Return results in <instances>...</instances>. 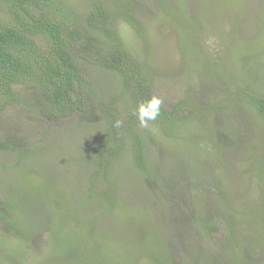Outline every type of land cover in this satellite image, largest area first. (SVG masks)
I'll list each match as a JSON object with an SVG mask.
<instances>
[{
	"label": "rangeland",
	"instance_id": "1",
	"mask_svg": "<svg viewBox=\"0 0 264 264\" xmlns=\"http://www.w3.org/2000/svg\"><path fill=\"white\" fill-rule=\"evenodd\" d=\"M60 1L79 20L89 15L93 1L100 0ZM103 2L114 16L111 27L123 49L142 71L146 68L152 96L184 120L171 125L157 117L147 128L135 125L147 139L143 171L131 163L128 131H119L126 146L120 161L107 169L105 180L102 172L95 174L99 165L88 160L97 141L107 134L103 112L113 105L124 124L134 111L116 74L90 67L82 70L89 89L93 86L102 96L101 107L94 106L90 118L68 112L47 121L30 105L21 104L0 110V141L12 142L16 148L12 153L0 152V193L7 194V186H13L19 175L13 164L19 160L20 173H27L30 186L34 185L31 195L42 197V191L36 190L37 177L56 194L38 206L27 241L1 221L3 242L15 241L24 249H1L0 264H76V256L83 257L86 249L87 264H169L170 259L172 264H264V224L245 223V214L231 216L236 224L229 238L215 230L206 239L198 235L190 218L196 208L207 219L227 214L225 195L240 210L258 211L264 201V169L257 174L261 166L257 163L264 165V120L235 98L234 89L244 82L249 86L246 92L264 97V0H167L164 8L162 0ZM256 2H260L257 7ZM126 6L133 19L127 18ZM117 7L123 11L117 12ZM24 97L28 101L34 96ZM47 126L49 135L43 139ZM216 129L220 131L214 135ZM204 140L213 148L200 147L206 145ZM148 174L158 177L157 184L148 185ZM198 181L195 190L191 185ZM110 184L116 185L114 191ZM109 189L117 214L107 209L108 201L103 199ZM21 193L26 195L24 190ZM55 202L75 212L68 222L58 219L50 235L36 222L47 219V210H55ZM81 223L83 228L78 229L76 224ZM70 234L81 238L76 240L80 246L87 245L52 256L51 262L45 258L48 246L65 243ZM93 236L102 240L90 242ZM112 239L131 240L134 253L122 255L111 245L117 261L112 256L107 260L105 246Z\"/></svg>",
	"mask_w": 264,
	"mask_h": 264
},
{
	"label": "trees",
	"instance_id": "2",
	"mask_svg": "<svg viewBox=\"0 0 264 264\" xmlns=\"http://www.w3.org/2000/svg\"><path fill=\"white\" fill-rule=\"evenodd\" d=\"M162 1L164 8L167 0ZM258 3L260 2H256L254 5L257 7ZM90 7L91 12L85 19L76 20L69 8L67 9L60 0H0V110L14 104H21L30 105L47 121H54L68 112L90 118L93 114L91 116L88 115L92 108L94 106L101 107L102 96L97 94L98 92L93 89V86L90 88L92 92L90 91L82 70L90 67L91 69H103L116 74L123 85L125 84L122 93L128 92L126 95H129L128 99L132 100L134 111L127 122L124 123L126 126L117 119L113 111V105L103 112V118L108 125L107 134L102 135L97 141L93 156H89L88 160L95 167L99 165L95 174L100 175L99 171L102 172V177L106 180L108 178L106 174L109 171L107 169H110L111 165L114 168L120 161L121 153L126 146L124 138H121L120 135L123 130L126 133L128 131L127 142H130L128 147L131 151L132 165L140 171L146 170L144 164L145 153H147V150H145L147 139L145 140L144 138L146 134H141L136 130L135 125H138L139 121L134 113L138 105L151 98L152 94L146 68H144L145 72L142 71L143 68H139L130 54L123 49L111 27L110 18H114V16L109 13L103 0L93 1ZM126 8H128L127 18L133 19L129 7L126 6ZM121 11L123 10L117 7V12ZM163 12L166 14L167 11L164 10ZM258 22L261 23V21ZM136 23L134 20L133 24L140 28ZM141 33L143 32L141 31ZM81 65L84 66L81 67ZM222 79L224 80V78ZM248 88V84L244 82L235 85V98L239 102L251 106L258 118L264 120V97L246 92ZM29 94L34 97L29 98L27 101L24 96ZM96 102L99 104L97 105ZM109 103L112 104V102ZM157 117L164 123L167 122L169 124L171 122V125H178L184 120L183 115L177 110L169 111L163 107H161L160 114ZM49 128L48 126L46 127L43 139L48 137L47 129L49 130ZM205 130L208 129L205 128ZM218 131L220 129L214 130V135ZM125 135L123 136L125 137ZM178 139L181 138L178 137L173 141ZM14 151H16V148H14L12 142L0 141V152L12 153ZM21 152L25 153L26 151ZM20 163L21 161L18 160V162L13 164V168L19 173L16 180H13V186H7V194L0 193V199H4V202L0 201L3 204H0V223H2L1 221L5 222V224L12 227L14 234L27 241L30 238L29 232L32 231L30 222L36 219L35 216L39 210L38 206L42 207L47 202L52 201V196H56V194H54L55 191H52L50 186L45 187L44 183H41L37 177L36 184L38 188L36 190L42 191V197L31 195L30 191L34 188V185L30 186L26 178L27 173H20ZM257 165H261L257 172L259 174L263 171L264 165L262 163H257ZM251 169H255V167L252 166ZM148 175V185L157 184L158 177L156 178V176L151 174ZM143 185H146V183ZM115 186L110 184L109 188L114 191ZM191 186L196 190L200 183L199 181L193 182ZM111 189L104 194L106 197H103V199L108 201L106 204L107 209H110L111 212L114 210L113 214H117V209L113 208L114 202L109 199ZM21 190L26 191V195L22 194ZM87 192L89 197L94 198V195L88 190ZM28 193H30V196H28ZM223 194L225 195L224 192ZM62 196L64 197V195ZM225 197L227 200V209H225L227 214L221 213L219 217L213 215L207 219L203 216V212L195 207L196 212H192L190 218L197 224L198 235L211 239L212 232L218 230L229 238L231 233L234 232L236 224L231 222V216L232 218H237L241 217V214L246 215L244 218L245 223L252 221L258 222V225L264 224V201L260 202L258 211L250 209L240 210L235 208V206L232 207L230 198L226 195ZM34 203H36V207ZM53 206L55 210H47L46 220L41 223L39 221L36 222L41 228L45 229V233L47 232L50 235L55 232L54 227L58 225V219L63 218L68 222L69 215L74 211L61 202H55ZM56 212L57 214L55 215ZM181 217L183 216L181 215ZM189 221L191 220L189 219ZM26 222H29L28 226L24 225ZM82 225L84 224H76V227L78 229L80 227L83 228ZM203 232L207 234L203 235ZM67 238L63 244L48 246L47 253L44 254L45 258L49 260L52 256L66 252L71 254V251L76 250L80 246L81 243L76 241L81 239L78 236L70 234ZM84 239L86 240V236H84ZM100 240H102L101 236L97 238L93 236L90 242L94 243ZM132 243L128 239H112L111 243L105 246V258L111 261L110 257L112 256L116 260L115 255L111 254L112 249L109 246L116 247L117 250L123 253L122 255H125V252L129 253L128 251L133 252L135 250ZM0 245H2L0 247V256L3 255L1 249L6 251L7 247L16 252H18V247L22 250L24 249V245L16 244L15 241L3 242L1 236ZM87 251L88 249L83 251V257L76 256V264L88 263L86 259ZM187 252L192 254L190 251ZM73 253V255L76 254V252ZM119 254L121 255V253ZM190 259L191 257H189L187 262H190ZM170 260L166 262L172 264ZM196 261H200L199 258ZM206 262L208 261H203V263Z\"/></svg>",
	"mask_w": 264,
	"mask_h": 264
},
{
	"label": "clouds",
	"instance_id": "3",
	"mask_svg": "<svg viewBox=\"0 0 264 264\" xmlns=\"http://www.w3.org/2000/svg\"><path fill=\"white\" fill-rule=\"evenodd\" d=\"M161 105L162 99L155 95L138 105L134 114L139 121L140 127L147 128L149 126V121H154L157 118L161 111ZM204 141L206 145L202 146L199 144L200 147L213 148L214 145L210 141ZM182 161V163L185 164L184 159Z\"/></svg>",
	"mask_w": 264,
	"mask_h": 264
}]
</instances>
